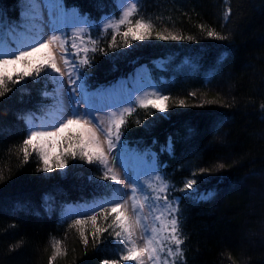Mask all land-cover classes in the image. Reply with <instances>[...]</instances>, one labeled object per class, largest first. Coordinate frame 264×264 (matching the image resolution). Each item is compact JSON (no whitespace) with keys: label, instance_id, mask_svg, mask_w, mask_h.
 <instances>
[{"label":"trees","instance_id":"1","mask_svg":"<svg viewBox=\"0 0 264 264\" xmlns=\"http://www.w3.org/2000/svg\"><path fill=\"white\" fill-rule=\"evenodd\" d=\"M63 1L96 25L119 16L116 0ZM139 14L152 19V38L113 51L109 32L98 45L107 55L89 53L92 66L81 70L88 90L114 89L147 65L155 86L170 97L164 113L137 107L122 127V141L148 151L169 184L170 197L180 198L185 242L183 261L176 257V264H264V0H141ZM25 15L23 0H0L5 25L17 28ZM209 28L227 39L209 37ZM156 32L184 39L159 40ZM91 36L97 38L96 27ZM9 87L13 91L0 98V264H49L56 240L63 254L52 264L116 259L108 233L94 247L91 236L84 245L76 228L69 227L86 206L112 197L101 187L111 182L89 179L101 175L96 166L77 161L65 174L46 175L35 154L21 163L24 118L55 105L53 96L43 95L53 93L55 83L29 80ZM169 138L171 151L162 150ZM218 163L226 167L217 169ZM201 168L211 172L197 175L194 188L213 195L197 201L196 193L178 189ZM70 208L78 213L62 219V211ZM97 223L106 227L108 221L98 218ZM85 228L91 232V223Z\"/></svg>","mask_w":264,"mask_h":264},{"label":"snow or ice","instance_id":"2","mask_svg":"<svg viewBox=\"0 0 264 264\" xmlns=\"http://www.w3.org/2000/svg\"><path fill=\"white\" fill-rule=\"evenodd\" d=\"M140 2L116 0L118 18L115 15L105 17L102 26L96 25V39L88 33V28L93 26L89 24L88 18L81 16L78 10L65 11L62 0H26L31 14L27 21L37 33V37L30 42L17 41L15 28L0 20V98L13 91L10 84L15 86L29 80L34 83L51 80L56 85L53 93H43L45 97L53 96L56 101L51 120L36 123L30 116L24 118L26 134L18 148L23 155L21 163L26 164L30 156L35 154L42 163L43 172L60 170L61 174H65V169L76 167L75 162H84L95 165L101 173L99 177H89L90 180L111 182L101 187L109 189L112 197L94 203L87 212L78 214V218L69 225L70 228H76L84 245L89 243V236L92 237L94 247L103 242L100 238L104 233L112 237L118 249L117 258L105 259L102 264H176V257H180L181 261L184 258L181 247L185 239L182 238L180 228V198H168L169 184L158 174L154 165L146 162L147 153L136 157L143 162L144 167L132 175L126 163V148L122 141V127L137 107L145 110L151 107L164 113L170 107V97L157 90L137 89L142 94L130 93L125 101L128 107H119L111 100L102 107L94 98L104 94L90 92L87 74L81 71L92 66L89 53L99 51L107 55L105 49L98 48V45L109 32L111 39L108 48L113 51L121 47L132 48L134 41L152 38L155 25L151 18L145 19L139 14ZM45 8L48 9L47 19L43 12ZM230 15L231 10L228 9L224 14L225 21ZM200 27L203 30L204 26ZM68 28H71L70 33L65 30ZM207 35L217 40L227 39V36L211 28ZM155 38L173 41L184 39L171 32L167 35L156 32ZM187 38L192 39L191 36ZM58 54L63 67L58 63ZM65 76L66 81L63 79ZM184 103V100L178 101L180 106H184ZM80 105H83V109ZM107 108L113 110L107 111ZM261 108L264 109V104H261ZM101 112L103 116L99 115ZM171 147L172 141L169 138L167 146L162 150L171 151ZM53 148H59V151L53 153ZM117 148L119 151H116ZM69 161L73 163L69 165ZM215 167L223 169L226 165L218 163ZM149 171L154 174L157 183L151 180L146 183L140 181L139 177L147 175ZM209 172L211 169L207 168L193 172L192 178H187L178 191L186 195L196 193L197 201L211 199L213 194H200L194 188L198 183L195 177ZM3 179L0 174V180ZM146 207L149 210L148 216L143 214ZM149 217L152 219L151 224L148 223ZM98 218L105 222L111 218V221L103 227L98 225ZM89 222L92 231L86 234L85 226ZM136 229H139V236H136ZM60 245L59 240L53 242L54 253L49 258V264L63 254Z\"/></svg>","mask_w":264,"mask_h":264},{"label":"rangeland","instance_id":"3","mask_svg":"<svg viewBox=\"0 0 264 264\" xmlns=\"http://www.w3.org/2000/svg\"><path fill=\"white\" fill-rule=\"evenodd\" d=\"M23 4L26 7V15H25L21 25H19L20 27L18 26L17 28H15V32H16V40L26 43V42H30L32 39L36 38L37 37V33H36V31L34 29H32L31 25L27 21V18L30 17L31 14H30V12L28 10V7L26 5V0H23ZM62 4L64 6V10L65 11H69L70 12L72 10H78L76 8L68 9L65 6L63 0H62ZM43 12H44L45 19H47L48 9L47 8L43 9ZM81 16H83V15H81ZM87 18H88L89 24L93 25L92 27L88 28V33L91 34L92 28H94L97 23L95 21L91 20L89 17H87ZM103 23H104V20L101 22V25H103ZM77 26L86 27V28L88 27V25H77ZM20 29H22V30H20ZM65 30L67 32H69V33L71 32V28H68V29H65ZM45 31H47V29H45ZM57 59H58V63L60 64V66L63 67L62 62L59 61V54L57 55ZM63 79H65V81H66L67 77L65 76ZM149 85L154 86V87H150ZM66 87H67V85H66ZM137 89H142V91H153V90L159 91L158 88L155 86V83L153 82V80L150 77L149 73H148L147 65H143L137 71V74L134 77H131L130 79L123 78V79L119 80V83H118L117 87H115L114 89H109V90H106V91H100L104 95L99 96V97H95L94 100H95V102L98 105H100L102 107L105 106L110 100L112 102H114V103H117L119 105V107H128L129 105L125 101L128 99V96H129L130 93L133 94V95L142 94V91L138 92ZM90 92L96 93L98 91H90ZM109 93H111V95H108ZM65 102H66V98H65ZM55 106H56V103L52 107V108H54V110H55ZM80 107H81V109H83V105H80ZM54 110H53L52 114L54 113ZM106 110L107 111H112L113 109L112 108H107ZM52 114L49 115V117L47 116V117L42 118L41 120L39 119V117L37 119H34V120L36 121V123H40L41 121L46 120V119L50 121L51 118H52ZM99 115L103 116L104 113L101 112V113H99ZM124 145H125V148H126V152L124 153L125 158H126V163L129 165V171H130V173L132 175H136L137 174V170L144 167L143 162L138 161L136 159V157L137 156H144V154L147 153L148 155L145 156L146 162L148 164L154 165V167L158 171V174L161 177L164 178L163 174L161 173V171L158 168V165H157L156 161L154 159L151 160L149 158V152L148 151L137 150L135 148L127 146L125 143H124ZM52 151H53V153H56V152L59 151V148H53ZM116 151H119V148H117ZM66 170L67 169H65L64 172H66ZM56 172H60V170H54L51 173H45V174L46 175H53ZM139 179H140L141 182H144V183H146V182H148L150 180L153 183H157L154 180V174L151 171H149L147 175H141L139 177ZM161 195H163V194H161ZM168 198L170 200L172 199L170 197V195H169V192H168ZM161 203H162V201H161ZM71 213H73V214L74 213H78V210H76L75 208H70L67 211H64V212L62 211L63 219L65 217L68 218L69 216H71L70 215ZM143 214L145 216L149 215V210H148L147 207L144 209V213ZM110 221H111V218L109 219L108 223H110ZM148 223L149 224L152 223L151 217H149ZM117 230H119V229H117ZM136 236H139V229H136ZM109 237H111V236H109ZM134 239H135V237H134ZM110 240H111L112 245L115 246V244L113 243V239L111 238ZM116 250L118 251L117 247H116ZM129 264H130V262H129Z\"/></svg>","mask_w":264,"mask_h":264},{"label":"bare ground","instance_id":"4","mask_svg":"<svg viewBox=\"0 0 264 264\" xmlns=\"http://www.w3.org/2000/svg\"><path fill=\"white\" fill-rule=\"evenodd\" d=\"M64 211H65V209H64ZM64 211H63V212H64ZM62 215H63V214L61 213V217H62ZM69 217H70V216H69ZM66 218H67V217H65L64 219H66ZM62 219H63V217H62Z\"/></svg>","mask_w":264,"mask_h":264}]
</instances>
